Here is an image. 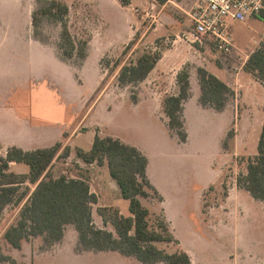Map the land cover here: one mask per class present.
<instances>
[{
	"label": "rangeland",
	"instance_id": "1",
	"mask_svg": "<svg viewBox=\"0 0 264 264\" xmlns=\"http://www.w3.org/2000/svg\"><path fill=\"white\" fill-rule=\"evenodd\" d=\"M62 1L70 6L68 23L75 40L88 42L84 58L63 57L60 23L44 18L35 33L32 14L42 3L0 0V94L23 84L44 103L50 99L46 90L52 89L65 107L69 132H64L52 162L53 175L85 178L101 198L93 204L95 224L114 230L111 223H104L98 207L113 203L126 215L130 210L108 164L85 162L77 154L78 146L65 155V147L70 130L75 134L87 127L88 133L74 142L86 150L96 134L120 138L148 157V176L158 191L142 198L150 208L151 224L166 218L181 241L160 246L170 252L183 247L191 252L193 264H264V200L253 197L238 181L249 157L257 153L264 93L259 85L249 92L255 81L245 67L240 75L235 70L239 59L263 40V20L234 21L230 29L237 49L225 54L210 44L185 39L190 18L171 0L162 5L156 0H132L134 7L129 8L120 0ZM130 42L133 47L127 53ZM136 48L159 50L158 69L136 85H121L120 67L136 58ZM199 66L218 71L236 87L223 111L200 104ZM184 68L189 69L193 99L184 109L188 136L183 142L168 127L163 100L178 93L177 77ZM28 169L24 163L15 168ZM20 206L9 205L0 217V264H13L5 256L18 264H113L103 252L81 247L73 224L53 245H47L43 236H31L21 248L13 247L4 232L18 222Z\"/></svg>",
	"mask_w": 264,
	"mask_h": 264
},
{
	"label": "trees",
	"instance_id": "2",
	"mask_svg": "<svg viewBox=\"0 0 264 264\" xmlns=\"http://www.w3.org/2000/svg\"><path fill=\"white\" fill-rule=\"evenodd\" d=\"M42 3L32 14L35 33L47 18L60 23V49L63 57L81 58L87 55L88 42L78 43L69 28L70 6L62 0H37ZM165 4L168 0H156ZM128 6L130 0H120ZM257 17L264 21V14ZM134 41V40H133ZM135 42V43H134ZM130 42L128 53L136 44ZM137 56L123 64L118 73L121 85H136L144 81L157 65L161 53L153 48L135 49ZM245 69L255 74L264 84V38L260 45L250 53ZM200 84L199 102L204 107L223 110L231 97L233 88L204 66L198 67ZM178 93L167 95L163 100L168 127L181 141L187 140L184 120V102L191 96V82L188 68L177 77ZM136 99V94L132 95ZM62 142L37 149H24L13 145L5 156H0V217L11 204L20 206V218L9 226L5 239L15 248H21L24 239L43 236L47 245L61 241L68 224H73L78 232L79 243L84 249L117 250L125 255H134L147 264L160 261L166 264H192L190 254L178 248L172 252L160 246L163 243H178L168 221L159 217L155 226L151 224L150 208L142 198L151 195L157 188L150 181L147 168L149 160L136 145L125 143L120 138L96 134L92 147L88 150L77 147V154L87 163L108 164L112 178L117 182L121 195L129 200L130 213H121L118 207L99 206L98 212L104 223H111L114 230L99 227L94 222L93 204L98 203V195L92 191L85 178H70L65 174L54 176L51 165L61 149ZM70 146L65 147V155L70 154ZM11 162L25 163L28 172L11 169ZM239 184L253 197L264 200V124L257 145V153L249 157L247 170L238 177ZM13 264H18L15 259Z\"/></svg>",
	"mask_w": 264,
	"mask_h": 264
},
{
	"label": "crops",
	"instance_id": "3",
	"mask_svg": "<svg viewBox=\"0 0 264 264\" xmlns=\"http://www.w3.org/2000/svg\"><path fill=\"white\" fill-rule=\"evenodd\" d=\"M171 1L175 2L178 7L184 9L185 11L188 10L192 5V3L194 2V0H177L178 2L174 0ZM179 1L184 2V4L186 5L185 6L180 5ZM128 6L134 7L132 0ZM171 19L173 21H176L174 18ZM158 64L159 62L157 63L155 68L149 73L148 77L151 74H153L156 71V69H158ZM244 70L246 69L244 68ZM244 70L241 69L237 75H240ZM213 73L216 74L221 79H223L225 82H227L233 88V90L234 88H236L233 87L230 81L225 80L218 71H215ZM253 75L254 76H252V80L255 81V84L253 85V87L249 88V92L251 89L253 90L256 89V86L259 85L264 93L263 81L259 79L255 74ZM12 81L15 82V80L13 79ZM22 85H16V86L14 85L12 87L10 86L9 89L7 88L6 90L2 91V93L0 94V98H3L2 100L3 111H1L0 113V156H5L8 148L13 145L20 146L27 150L52 146L55 143L62 141L63 134L65 131L69 132L68 128L66 127L67 123L65 122V107L63 106V104H61V101H59V95L57 94V92L55 93L52 89L51 91L46 90L48 92L50 99L42 103V101H37L34 97H32L31 94L27 91V89ZM245 86L246 87L251 86V83L246 82ZM191 98L193 99L192 93L191 96L184 102L185 110H187V104ZM263 109H264V105H263ZM223 110H217V111L221 112ZM183 114H184V110H183ZM185 115H186V111H185ZM84 132L88 133V127L84 130L82 129L78 131V133L75 134L72 133V130H70V136L67 139V142H69V146L81 147L75 144L74 142L75 139L80 137ZM93 141L94 138L91 144H93ZM19 164L21 163L11 162V169L15 170V168L19 167ZM92 165H95V163H92ZM28 171L29 169L27 171H17V172H28ZM98 198L101 199L99 195ZM102 206L118 207L113 203H104L102 204ZM118 208L121 210V213L125 214L120 207ZM178 240L180 244L181 241L179 238ZM180 248L184 249L183 247ZM99 252H103L102 255H105V257L108 258L110 262H112L113 264H147L142 262L135 256H127L120 253L119 251L99 250ZM188 253L191 255V252ZM191 259L193 264L194 263L193 256H191ZM236 261L238 260H234L235 263ZM162 262L163 261H160L154 264H161Z\"/></svg>",
	"mask_w": 264,
	"mask_h": 264
},
{
	"label": "built area",
	"instance_id": "4",
	"mask_svg": "<svg viewBox=\"0 0 264 264\" xmlns=\"http://www.w3.org/2000/svg\"><path fill=\"white\" fill-rule=\"evenodd\" d=\"M186 12L190 24L183 34L185 39L210 44L219 52L233 54L237 47L231 24L264 14V0H194ZM249 56L239 59L240 64L235 66L237 72L245 67Z\"/></svg>",
	"mask_w": 264,
	"mask_h": 264
}]
</instances>
